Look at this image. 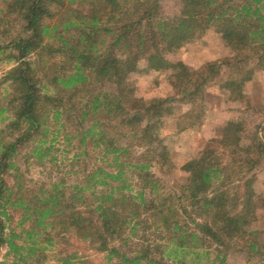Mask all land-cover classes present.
Listing matches in <instances>:
<instances>
[{"label": "trees", "instance_id": "obj_1", "mask_svg": "<svg viewBox=\"0 0 264 264\" xmlns=\"http://www.w3.org/2000/svg\"><path fill=\"white\" fill-rule=\"evenodd\" d=\"M181 1L180 13L166 16L160 0H0V12L16 14L28 32L0 43V55L14 48L17 53L9 59L18 61L3 80L10 82L12 92L0 109V114L8 113L0 119L5 123L0 127V256L6 247L14 254L10 264L41 263L46 251L60 242L57 238L71 232L105 251L108 259L121 256L120 264H168L162 252L153 255L149 246L130 250L132 255L111 245L118 237L124 239V233L123 242L129 243L139 230L145 234L152 225L167 233V247L173 244L175 250L202 248L207 236L225 247L235 237L245 240L246 227L260 216L251 186L254 177L239 188L234 182L263 158V141L257 140L259 155L245 170L240 159L222 161L218 154L226 150L216 152L214 147L224 139L212 138L198 157L182 166L187 177L179 194L161 193L158 200L145 196L148 185L151 192L159 191L158 180L149 179V172L153 159L162 160L167 153L160 121L171 112L175 99L136 97L127 108L134 89L125 82L126 76L139 61L147 59L155 71L177 68L173 84L183 86L179 91L183 96L193 95L205 78L190 91V68L181 61L171 62L165 51H175L199 31L214 27L235 50L252 49L242 60L264 65V0ZM2 20L0 16V28ZM34 52L37 59L27 60ZM228 60L218 67L232 66ZM207 66L213 69L217 64ZM247 78L251 76L243 81ZM226 86L241 90L242 83L233 80ZM239 125L228 122L223 137L234 142V151H250L252 147L240 145L235 135ZM60 136L67 146L77 141L73 147L77 146L78 162L89 156L100 163L91 170L86 167L83 179L72 184L62 173L32 184L27 180L31 160L43 166L47 158L51 163L57 160L52 152ZM30 144L33 148L24 155L27 169H23L18 157ZM133 146L146 148L145 162L128 160ZM128 166L146 176L147 185L137 197L126 192L131 188L123 176ZM7 174L13 177L12 184ZM261 204L264 207V199ZM188 213L196 231L183 226L181 216ZM256 233L249 232L246 248H258ZM189 239L192 245L187 244Z\"/></svg>", "mask_w": 264, "mask_h": 264}, {"label": "rangeland", "instance_id": "obj_2", "mask_svg": "<svg viewBox=\"0 0 264 264\" xmlns=\"http://www.w3.org/2000/svg\"><path fill=\"white\" fill-rule=\"evenodd\" d=\"M160 2L166 16H174L182 10L183 3L181 0H160ZM62 14L67 15V13ZM0 16L3 18L0 28V43L7 44L19 35H28V32L23 28L24 22L20 19L17 20L16 14L8 15L6 12H0ZM251 52V48H246L243 51L235 50L212 27L202 33L199 31L193 39L175 51H165L166 57L171 62L181 61L190 68V79L187 81L190 91H194L195 85H198L205 78V84L199 85V90L195 91L193 95L183 96L179 92L183 86L178 84L176 88L173 84V75L176 74L177 68L170 67L155 71L149 68L147 59H141L138 68L126 76L125 82L130 83L134 89L131 94L132 98L126 103L127 108L135 104L136 97H141L145 101L166 97L175 99L172 103L171 112L160 121V136L167 153L162 160L153 159L155 164L149 172V179L158 180L159 191L157 193L151 192L152 187L148 185L145 194L147 199L158 200L159 195H162L161 193L179 194L187 177L182 166L187 161L198 157L212 138L222 136L224 139L214 147L216 152L223 147L226 150L224 155L218 154L222 161L231 162L236 158L240 159V163L244 164L246 170L248 164L258 157V146L260 145L257 140L264 142V65L259 64V61L255 59L242 60L244 54ZM14 53H17L16 49L11 48L0 55V109L1 105L7 103V97L12 92L10 82L3 80L9 69L18 64V61L9 59V56ZM37 57L38 55L34 52L26 59L34 61ZM57 57L63 59L62 55ZM227 60L232 62V66L224 64L225 66L218 67L220 62L226 63ZM208 63H216L217 66L212 69V67L207 66ZM36 68H39L41 75L45 73L40 67L37 66ZM182 76H184L183 73ZM245 76H251V78L243 81ZM184 79H187V76ZM233 80L242 83L241 90L234 86L223 87ZM6 115L8 113L0 114V119ZM230 121L240 124L239 130H235V135L236 137L239 136L240 145L252 147L250 151L236 152L233 150L234 145L232 143L234 142L225 141L223 131ZM4 125L5 123L0 121V127ZM54 128L56 127H53L52 131L55 130ZM75 142L77 143V141ZM55 143L56 148L52 153L56 155L57 160L53 163L48 161L49 158L46 159L44 166L31 160L27 170V180L32 184L59 176L61 173L66 176L68 183L72 184L83 179L82 170L86 167L91 170L94 168L95 162L100 163L89 156H81V160L78 162V159L74 158L77 146L73 147L74 143L67 146L62 136ZM32 148L33 145L31 144L26 146L22 150L23 154L18 157V162L21 163L23 169H27L26 164H24V155L29 153ZM145 150V147L133 146L128 160L132 164L145 162L147 155V153L144 154ZM157 161L161 162L157 163ZM125 169L126 173L123 176L128 179L131 186L126 192L137 197L143 186L147 185L146 176L140 177L136 172L138 170L134 167L128 166ZM252 177L254 178L251 186L254 190V199L258 202L260 216L246 227L248 234L245 240L242 236L235 237L229 240L231 245L225 247L219 246L216 241L207 236L205 237L206 244L202 248L186 247L175 250L173 244L167 247L169 243L167 233L155 230V226L152 225L145 234L139 230L138 235L131 238L129 243L123 242L126 237V233H124L122 236L124 239L121 240L118 237L112 241L111 245L119 247L120 253L127 251L129 254H132L129 252L130 250L138 251L149 246L153 255H160L159 252H162L164 260L168 264H264V207L261 204L262 199H264V156L256 163L253 170L234 182V187L239 188ZM6 179L8 183H13L12 176L7 174ZM231 189L234 190L232 186ZM108 191L106 188L104 193ZM188 215L189 213L181 216L182 220L186 222L183 226L189 232L196 231L192 218ZM18 217L16 215L15 221ZM254 230L257 232L255 237L258 248L251 250L246 248L247 239L249 232ZM57 239L60 242L52 250L46 251V258L39 264H66L63 258L72 261V264H120L121 256L108 259L105 251L97 250L92 243L83 240L76 232L67 233L61 239L59 237ZM157 244L161 245L159 250L155 249ZM187 244H193L191 239L188 240ZM95 245H98V242ZM71 255L75 257H70ZM13 257L14 254H9L6 247L2 249L0 261H6L10 264L13 262ZM31 263L38 264L36 260H28L25 264Z\"/></svg>", "mask_w": 264, "mask_h": 264}]
</instances>
